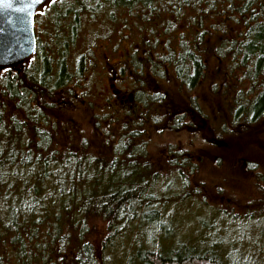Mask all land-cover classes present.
I'll list each match as a JSON object with an SVG mask.
<instances>
[{
    "label": "trees",
    "instance_id": "16d2710c",
    "mask_svg": "<svg viewBox=\"0 0 264 264\" xmlns=\"http://www.w3.org/2000/svg\"><path fill=\"white\" fill-rule=\"evenodd\" d=\"M44 4L28 63L0 66V264H264V243L224 249L209 231L165 242L134 237L141 226L155 234L171 226L199 171L183 143L166 144L158 168L149 148L154 127L183 130L205 119L214 128L198 97L204 85L221 100L217 127L225 138L263 122L264 0ZM124 43L112 92L92 110L109 149L92 150L85 139L58 147V99L95 107L96 65ZM247 169L257 198L245 205L252 210L243 222L264 220V174L256 163ZM94 230L99 241L90 240Z\"/></svg>",
    "mask_w": 264,
    "mask_h": 264
},
{
    "label": "rangeland",
    "instance_id": "374dc122",
    "mask_svg": "<svg viewBox=\"0 0 264 264\" xmlns=\"http://www.w3.org/2000/svg\"><path fill=\"white\" fill-rule=\"evenodd\" d=\"M51 1L47 0L44 7ZM114 42V39L104 41L101 48L110 49ZM127 48V43H124L115 53L105 51L106 58L96 65L94 80L98 90L91 97L95 107L91 109L80 101L72 103L68 99H58V107L52 111L56 122L53 130L55 145L77 148L85 139L92 150L109 149L103 142L102 134L94 126L93 111H100L106 104L105 99L112 92L111 78L116 70L113 62L123 56ZM26 63L27 59L21 64ZM198 97L206 113L213 119L214 128L206 126L205 119H199L197 127L188 125L183 130L166 129L160 125L152 129L150 138L151 158L160 169L166 157V144L179 146L183 143L194 151L199 171L187 188L186 203L176 207L177 216L172 219L171 226L163 227L157 234L141 226L134 237L145 243L152 240L165 242L166 237L190 239L207 235L209 231L211 238L224 239V249L239 243L244 245L240 249H248L254 243L263 244L261 233L264 232V220L243 221H248L244 214L251 209L245 205L257 198L254 173L247 167L256 163L258 170L264 174V120L253 128L245 127L230 132L231 135L225 138L227 133L219 134L217 127L220 126L217 118H223L221 100L212 97L206 85L198 91ZM120 98L115 102L117 112L125 108L124 100H128V96ZM106 122L109 123L108 120ZM216 135L223 139L215 142ZM99 237L94 230L90 240L99 241ZM222 241L219 243L220 248ZM258 244H254L256 250L262 249V246L257 247Z\"/></svg>",
    "mask_w": 264,
    "mask_h": 264
},
{
    "label": "water",
    "instance_id": "95a60500",
    "mask_svg": "<svg viewBox=\"0 0 264 264\" xmlns=\"http://www.w3.org/2000/svg\"><path fill=\"white\" fill-rule=\"evenodd\" d=\"M47 0H0V66L29 58L37 46L35 14Z\"/></svg>",
    "mask_w": 264,
    "mask_h": 264
}]
</instances>
